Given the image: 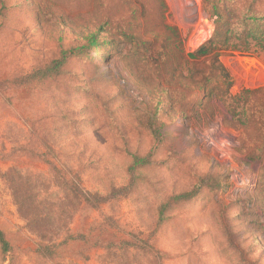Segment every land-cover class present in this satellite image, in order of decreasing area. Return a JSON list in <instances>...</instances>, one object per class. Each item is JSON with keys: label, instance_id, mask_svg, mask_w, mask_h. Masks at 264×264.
<instances>
[{"label": "rangeland", "instance_id": "374dc122", "mask_svg": "<svg viewBox=\"0 0 264 264\" xmlns=\"http://www.w3.org/2000/svg\"><path fill=\"white\" fill-rule=\"evenodd\" d=\"M5 7L0 75H4L8 62L20 61L27 69L32 61L40 64L62 50L81 47L91 32L106 26L108 32L99 34L103 47L71 60L68 71L80 87L92 86L102 97L121 93L112 102L113 108L125 107L126 101L133 108H142L148 102L147 95L154 96L152 102L160 101L165 110L171 104V95H180L174 100L176 107L187 103L182 98L185 83L140 63L130 46L122 44L123 30L134 28L129 32L133 37L165 47L171 68L182 53L195 51L213 32V20L201 0H5ZM108 41L119 44L116 51L104 46ZM219 60L232 77V94L264 86V56L257 49L248 53L222 50ZM179 68L189 76L187 64ZM40 104L41 93L33 88L15 91L12 106L0 102V228L14 247L11 264H47L36 253L37 239L16 213L3 175L10 168L31 174L48 172L43 161L49 158L43 150L28 134L14 135L17 127L30 132L31 127L45 125ZM214 109L209 122L185 119L188 112L186 116L165 112L166 124L161 132L171 139L170 151L169 156L165 148L159 151L160 167L152 172L158 179L148 198L142 189L140 194L117 195L96 211L77 213L69 225L76 240L62 248L60 262L117 264V251L107 252L105 246L121 241L140 246L139 241L144 240L155 252L139 249L136 254L142 259L140 264H237L240 256L256 264L262 253L258 264H264V240L255 226L257 222L241 216L240 209L241 199L254 196L258 165L248 163L238 153V134L224 124L226 112L221 105L215 103ZM9 122L17 127L8 126ZM34 146L40 158L32 156L29 149ZM121 163L116 156L95 163V178L99 179L103 170L109 171L117 176L115 182L124 186ZM225 174L229 176L224 179L228 187L216 188L215 179ZM95 178L88 172L82 175L87 191L98 190ZM196 183L202 185L197 195L173 206L156 225V213L147 206L170 193L191 190ZM132 236L137 239L131 240Z\"/></svg>", "mask_w": 264, "mask_h": 264}, {"label": "trees", "instance_id": "16d2710c", "mask_svg": "<svg viewBox=\"0 0 264 264\" xmlns=\"http://www.w3.org/2000/svg\"><path fill=\"white\" fill-rule=\"evenodd\" d=\"M201 1L205 13L213 20L212 35L189 55L182 53L172 68L165 47L133 37L129 32L134 28L123 30L120 34L122 44L130 46L140 63L185 83L182 98L187 103L182 107L174 105L175 98L178 99L180 95H171L169 99L173 102L166 110L161 107L160 101L152 102L154 96L147 95L148 102L142 108H133L127 101L125 107L115 105L113 108L112 102L119 99L121 93L102 97L94 87H80L77 84V79L68 71L70 61L101 49L99 34L108 32L106 26L91 32L83 39L86 43L81 47L62 50L40 64L32 61L24 69L20 61L8 62L5 69L2 68L1 103L12 106L15 91L24 88H33L41 93L39 112L45 125L31 127L30 132L11 122L7 125L18 128L14 135L28 134L35 146L43 150L45 158L50 159L43 161L48 172L31 174L10 168L3 175L9 184L16 213L37 239L36 253L47 264H63L60 262L62 248L76 240L69 225L77 213L96 211L117 195L140 194L142 189L148 198L158 179V175H152V172L160 167L157 163L159 151L165 148L168 156L170 151L171 139L161 132L166 124L163 119L165 112L169 116L173 113L186 116L188 112L189 116L185 119L196 122L197 118H201L209 122L214 117L215 103H219L226 112L224 124L238 134V153L248 163L258 165L254 196L241 199L240 209L241 216L256 220L255 226L264 240V86L241 89L232 94V77L219 60L220 52L228 49L240 53L257 49L264 56V0ZM5 9V0H0V31L4 27ZM118 45L108 41L104 46L116 51ZM183 64L189 66V76L180 72L179 66ZM162 67L171 72L163 71ZM12 137L13 140L17 139ZM35 146L29 150L33 157L40 158L35 153ZM112 156L122 160V173L126 179L124 186L117 184V176L109 171L103 170L99 179L95 178V163ZM86 172L95 178L97 191L84 188L82 175ZM225 178L229 179L228 174L215 179L216 188L224 190L228 187ZM197 180L201 181L200 178ZM208 180L212 183L213 176L210 175ZM201 186L196 183L191 190L170 193L162 201L149 204L147 208L156 213V225L163 221L173 206L194 198ZM134 238L132 236L131 240ZM139 242L140 246L121 241L103 249L107 252L110 249L117 251L118 254L114 256L117 264H140L142 259L136 254L139 249L155 251L147 241ZM13 252L14 247L0 228V264H11ZM262 257L263 253L256 264L260 263ZM237 264L251 263L240 256Z\"/></svg>", "mask_w": 264, "mask_h": 264}]
</instances>
